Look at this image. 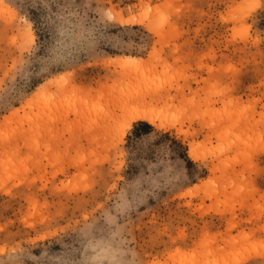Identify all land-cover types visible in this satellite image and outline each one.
<instances>
[{"label": "rangeland", "instance_id": "374dc122", "mask_svg": "<svg viewBox=\"0 0 264 264\" xmlns=\"http://www.w3.org/2000/svg\"><path fill=\"white\" fill-rule=\"evenodd\" d=\"M194 253L264 264V0H0V264Z\"/></svg>", "mask_w": 264, "mask_h": 264}, {"label": "bare ground", "instance_id": "6f19581e", "mask_svg": "<svg viewBox=\"0 0 264 264\" xmlns=\"http://www.w3.org/2000/svg\"><path fill=\"white\" fill-rule=\"evenodd\" d=\"M141 58H136V57H133V56H126V57H123V63L126 65V66H129V67H139V66H141V64H143L142 62H141V60H140ZM148 63V62H147ZM124 67V66H123ZM143 67V66H142ZM144 68V67H143ZM123 70V69H122ZM124 71V70H123ZM133 72H135L134 70H133ZM144 72V71H143ZM124 73H126V72H124ZM130 73V72H129ZM64 78V77H63ZM62 79V78H61ZM67 81V80H66ZM63 83V82H62ZM61 84V83H60ZM59 84V89L60 90H63L64 89V86H66V84H69V83H65L64 82V85H62L63 86V89H62V86ZM61 86V87H60ZM70 87V86H69ZM69 87H65V90L67 89V88H69ZM70 89V88H69ZM65 90H63V92L65 91ZM144 98V97H143ZM173 98V97H172ZM141 99V98H140ZM139 99V100H140ZM133 99H131V101H132ZM138 100V102L139 103H136V101H137V99H135V101L134 102H131L130 101V99H129V101L127 100L126 102H123V105H122V109L123 110H125V115H126V120H125V122H124V124H123V127H122V130H121V134L122 135H124L125 133H126V131H127V129H129L130 127H131V125H132V123L134 122V121H138V120H144V121H147V122H149L150 124H154V125H157V121H158V113L156 112V110H155V108H154V106L151 104V103H148L149 101H147L146 100V102H140ZM144 101H145V99H143ZM155 105V104H154ZM122 115H124V114H122ZM121 115V116H122ZM125 117V116H124ZM160 120V119H159ZM121 135V136H122ZM189 145V144H188ZM197 146L195 145V144H192V143H190V145H189V148H188V153H189V156L191 157V158H193V159H197L198 158V154H197ZM206 245V244H205ZM198 247H203V252H204V250L206 249L204 246H202V244L200 245H198ZM214 249V251H215V248H213ZM218 249V248H217ZM216 249V250H217ZM200 250V252H202V250H201V248L199 249ZM207 251V253L209 252V251H211V252H209V253H213V255H214V253H215V255H217L218 254V252L216 253V252H212L213 250H212V248H211V250H209V247H208V249H206ZM209 250V251H208ZM196 252H198V251H195V253ZM195 253L194 254H187V255H185V256H183L180 260H178V258H175V259H177L178 261H175L174 263L172 262V264H208L207 262H205L204 261V259H198V258H196L195 257ZM205 254L204 256H206L207 257V255H209V253L208 254ZM254 255H256L257 253H259L260 254V252H257L256 253V251H254ZM262 253V252H261ZM196 254H199V253H196ZM175 256L174 257H176V255L177 254H174ZM181 255V254H180ZM203 255V254H202ZM202 255H201V258H202ZM213 255H211L212 257H213ZM264 255V254H263ZM197 256H200V255H197ZM248 255H245L244 257L246 258ZM250 256V255H249ZM248 256V257H249ZM260 256V255H259ZM172 257V256H171ZM173 257V258H174ZM170 259V258H169ZM208 259V258H207ZM244 259V258H243ZM167 261V260H166ZM166 261H164V262H166ZM172 260H170V262H171ZM240 261V260H239ZM241 261H243V260H241ZM240 261V262H241ZM168 262V261H167ZM238 264H239V262L238 261H236ZM165 264V263H164ZM233 264H234V262H233ZM236 264V263H235Z\"/></svg>", "mask_w": 264, "mask_h": 264}, {"label": "trees", "instance_id": "16d2710c", "mask_svg": "<svg viewBox=\"0 0 264 264\" xmlns=\"http://www.w3.org/2000/svg\"><path fill=\"white\" fill-rule=\"evenodd\" d=\"M139 124H140V125H143V126H145V127H149V125H148L147 123L143 122V121L139 122Z\"/></svg>", "mask_w": 264, "mask_h": 264}]
</instances>
